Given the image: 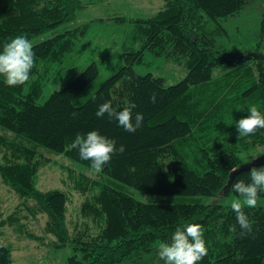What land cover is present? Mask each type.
Returning <instances> with one entry per match:
<instances>
[{
	"label": "trees",
	"instance_id": "trees-1",
	"mask_svg": "<svg viewBox=\"0 0 264 264\" xmlns=\"http://www.w3.org/2000/svg\"><path fill=\"white\" fill-rule=\"evenodd\" d=\"M250 1L164 0L156 15L136 21L143 44L125 53L126 64L117 72L93 90L100 74L93 62L44 103L39 100L46 86L64 77V65L89 24L34 45L36 63L29 82L10 87L0 76V128L89 168L91 161L69 146L78 133L98 131L114 139L117 148L125 147L101 173L146 194L238 195L232 183L250 182V170L229 185L232 174L262 155L252 152L264 145V129L241 138L237 130L250 107L264 114V56L217 50L221 25L213 28L212 23L240 14ZM84 7V0H0V50L16 36L32 40L72 23ZM146 52L184 65L187 75L169 85L162 76L138 73L134 66L144 61ZM224 64L231 69L216 77L215 70ZM108 101L117 110L134 103V114L144 116L142 126L130 133L107 114L97 117ZM37 146L0 133V174L19 197L35 203L36 212L47 215L45 231L56 238V248H71L68 264H156L160 243L186 224L203 226L208 254L198 264H264L263 206L244 208L252 231L242 235L245 230L231 206L143 202L86 174L78 181L86 196L83 229L77 231V224L72 232L67 192L39 187ZM0 264H14L11 247L0 244Z\"/></svg>",
	"mask_w": 264,
	"mask_h": 264
},
{
	"label": "rangeland",
	"instance_id": "rangeland-1",
	"mask_svg": "<svg viewBox=\"0 0 264 264\" xmlns=\"http://www.w3.org/2000/svg\"><path fill=\"white\" fill-rule=\"evenodd\" d=\"M86 6L79 11L78 17L72 23L65 24L31 41L34 45L54 37L56 34L74 29L80 25L89 24L86 35L76 48L72 58L64 65V77L52 79L46 86L39 102L44 103L52 92L63 87L86 67L95 62L100 74L93 84L96 90L107 78L112 76L125 65V53L142 45L138 30L139 19L150 18L156 15L164 6V0H84ZM264 0H251L245 9L238 15L219 23H212L213 28L220 25L221 32L216 35V49L228 50L241 55L264 56ZM140 74L152 73L162 76L167 84L174 85L187 75L184 65L168 61L164 57L155 56L146 52L144 61L134 66ZM230 65L224 64L215 70V75L220 76L229 70ZM246 89V87H245ZM3 133L20 142L36 147L31 141L0 128ZM41 154L42 165L39 170V187L42 190L61 189L69 196L68 213L69 226L74 232L76 225L83 229V215L81 207L86 199L79 188V179L88 175L128 193L140 201L150 203H219L231 206L234 199H242L239 195L229 194L220 197L205 196H164L150 195L136 190L124 183L111 179L106 175L96 173L92 168L84 166L65 155L46 150L37 146ZM264 153V145L255 146L253 156ZM243 159H247L246 155ZM257 206L264 207V198H258ZM35 203L19 197L7 184L0 174V244L12 248L14 264H68L71 248L66 246L57 249L56 238L45 231L47 215L36 212ZM86 220V218H84ZM159 245V244H157ZM156 264H165L158 260Z\"/></svg>",
	"mask_w": 264,
	"mask_h": 264
},
{
	"label": "clouds",
	"instance_id": "clouds-1",
	"mask_svg": "<svg viewBox=\"0 0 264 264\" xmlns=\"http://www.w3.org/2000/svg\"><path fill=\"white\" fill-rule=\"evenodd\" d=\"M35 52L33 44L23 35L10 39L0 50V76L4 78L6 85L10 87L22 86L30 81V74L35 67ZM152 103H156V97H151ZM136 105L130 104L123 110H117L111 101L103 103L96 115L118 122L125 131L135 133L143 124L144 116L134 110ZM250 115L237 122L239 138L254 135L258 129H264V114L256 106L249 108ZM78 149L80 158L91 161V168L100 173L108 164L113 155L123 153L125 147L102 135L98 131H90L85 135L77 134L75 140L69 146ZM250 182L235 180L232 189L242 199H234L231 209L236 213V220L241 229V234L252 231V222L246 215L244 208H255L258 203L259 193L264 192V166L257 168L252 166L249 171ZM208 254L203 226L200 224H186L177 227L172 233L170 241L162 242L158 246V255L165 264H198Z\"/></svg>",
	"mask_w": 264,
	"mask_h": 264
},
{
	"label": "water",
	"instance_id": "water-1",
	"mask_svg": "<svg viewBox=\"0 0 264 264\" xmlns=\"http://www.w3.org/2000/svg\"><path fill=\"white\" fill-rule=\"evenodd\" d=\"M264 165V154L260 155L259 157L253 159L252 161L244 164L242 167H240V169L234 171V173L232 174V177H231V180H230V183L229 185L231 184L232 180L235 178V176L237 174H239L240 172L242 171H246V170H250V168L252 166H256V167H259V166H262ZM228 185V186H229Z\"/></svg>",
	"mask_w": 264,
	"mask_h": 264
},
{
	"label": "crops",
	"instance_id": "crops-1",
	"mask_svg": "<svg viewBox=\"0 0 264 264\" xmlns=\"http://www.w3.org/2000/svg\"><path fill=\"white\" fill-rule=\"evenodd\" d=\"M85 6H86V3H85ZM163 7H164V6H163ZM163 7H162V8H163ZM162 8H161V9H162ZM81 10H82V9H81ZM230 69H231V67H230ZM230 69H229V70H230ZM229 70L224 71V73H226V72L229 71ZM224 73H222L221 75H223ZM221 75H220V76H221ZM215 76H216V75H215ZM216 77H218V76H216Z\"/></svg>",
	"mask_w": 264,
	"mask_h": 264
}]
</instances>
